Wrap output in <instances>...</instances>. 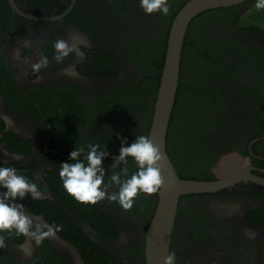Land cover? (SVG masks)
<instances>
[{"label": "flooded vegetation", "instance_id": "obj_1", "mask_svg": "<svg viewBox=\"0 0 264 264\" xmlns=\"http://www.w3.org/2000/svg\"><path fill=\"white\" fill-rule=\"evenodd\" d=\"M184 1L169 0L170 12L163 16L146 15L139 0H0V116L14 122L6 128L0 120V166L15 167L37 183L41 199L17 201L29 214L62 226L55 239L33 243L29 257L19 249L25 237L2 234L0 264H146V233L158 193L138 194L127 212L107 199L79 204L64 191L59 164L75 147L99 144L108 153L102 161L106 181L114 171L124 178L123 164L111 166L122 141L148 137L160 80L151 48L154 60L164 57L156 50L166 48L172 6ZM254 4L249 0L205 14L216 18L221 53L199 55L224 68L217 92L229 100L220 105L230 112L231 121L222 118L228 130L218 137L206 134L201 142L189 140L181 152V139L169 125L166 152L180 178L218 181L231 171L238 176L215 192L180 197L169 243L176 264H264V186L258 182L264 180V31L247 29L241 21ZM140 22L154 29L147 33ZM71 34L89 43L83 59L55 63L54 42ZM193 41L182 57L175 111L184 91L194 102L213 98L187 83L186 65L198 56ZM16 51L19 60L13 58ZM42 55L49 66L33 73L31 65ZM69 65L79 78L62 74ZM216 112L221 118V109ZM12 154L22 159L15 161ZM127 167L129 176L137 171L131 158Z\"/></svg>", "mask_w": 264, "mask_h": 264}, {"label": "clouds", "instance_id": "obj_2", "mask_svg": "<svg viewBox=\"0 0 264 264\" xmlns=\"http://www.w3.org/2000/svg\"><path fill=\"white\" fill-rule=\"evenodd\" d=\"M139 4L146 15L159 13L167 16L170 12L169 0H139ZM254 6L258 11L264 10V0H256ZM28 43L25 41L24 47ZM87 47L88 41L78 34H71L67 40L57 39L53 44V60L57 64H63L70 56L83 59L82 49ZM13 58L20 59L19 51L13 53ZM49 63V58L42 55L38 62L31 65V70L39 73ZM62 74L79 78V73L72 65L65 67ZM0 120H3L6 128L14 126L13 120L6 115L0 116ZM107 155L104 147L99 144L75 147L69 153L68 160L59 164L58 174L66 194L83 205H95L107 199L118 203L127 212L133 208L138 194L152 196L159 192L164 182L159 166L162 157L160 149L147 136H137L131 144L122 141L119 155L111 167L115 169L123 164V179L120 171H114L106 181L102 161ZM11 157L15 161L22 159L19 154H12ZM129 158L137 166V171L130 176L127 167ZM112 187L118 190L110 192ZM25 197L32 200L42 198L37 183L30 182L25 175L19 174L15 167L7 164L0 166V249L6 247L2 234L14 232L17 236L26 238L19 249L25 257H29L33 252V243L39 246L45 239H55L57 233L62 231V226L46 223L43 217L29 214L25 206L17 202L23 201ZM164 264H176V254L169 253Z\"/></svg>", "mask_w": 264, "mask_h": 264}, {"label": "water", "instance_id": "obj_3", "mask_svg": "<svg viewBox=\"0 0 264 264\" xmlns=\"http://www.w3.org/2000/svg\"><path fill=\"white\" fill-rule=\"evenodd\" d=\"M248 1L188 0L171 21L148 133V138L160 149L162 159L159 166L164 182L158 192L157 206L146 233V264H164V259L169 254L170 237L180 197L215 192L229 186L238 178L233 171L231 176L218 181L203 182L180 178L166 152V137L176 103L184 42L190 25L210 11L229 8ZM258 182L264 186V180H258Z\"/></svg>", "mask_w": 264, "mask_h": 264}, {"label": "rangeland", "instance_id": "obj_4", "mask_svg": "<svg viewBox=\"0 0 264 264\" xmlns=\"http://www.w3.org/2000/svg\"><path fill=\"white\" fill-rule=\"evenodd\" d=\"M256 13L262 15L261 24L264 25V10H256ZM139 25L147 33H150L154 29V27L144 22H140ZM217 29L218 23L214 14L205 15L193 24L191 37L196 43L195 48L200 50L199 54L206 53L210 55L212 52L214 54L221 53L219 50H216L220 46L216 38ZM140 36L144 38L142 35ZM147 39L153 40L150 35L147 36ZM199 54L196 56V62L190 60L186 65L185 73L187 83L190 87L197 88L198 94L207 93L213 97L215 107L217 110L221 109L223 115L221 118L218 117L212 99L210 101L207 99L203 102L201 100H195L194 102L193 99L190 100V91H184L180 96V105L173 126L174 135L176 138L179 136L181 139V143L178 146L181 152L185 150L189 140L197 143L201 142L206 134H212L218 137L227 131L228 129L224 130L225 124L222 118L226 117L227 121H231L230 112L227 110V107H220L222 103L226 104L229 100L219 97V94H221L220 89L217 92L221 84V74L224 68L210 62L208 58H202ZM215 93L217 94L216 96ZM192 101L197 115L196 113L193 115L190 113L188 105Z\"/></svg>", "mask_w": 264, "mask_h": 264}, {"label": "trees", "instance_id": "obj_5", "mask_svg": "<svg viewBox=\"0 0 264 264\" xmlns=\"http://www.w3.org/2000/svg\"><path fill=\"white\" fill-rule=\"evenodd\" d=\"M185 2L186 1H184V2H182L181 4H179L177 7H175L174 8V6H172V14H171V20L173 19V17H174V15L176 14V12L185 4ZM255 2H256V0H255ZM172 5V4H171ZM255 5V4H254ZM254 5H252V7L250 8V9H248L247 11H246V14L242 17V23L244 22V23H246L247 22V29L248 28H250V29H253V30H255V31H258L259 30V28L260 29H262L263 28V31H264V25L263 24H261V21H262V15H260V14H258V13H256V8H255V6ZM212 12V11H211ZM202 16V15H201ZM204 16V15H203ZM196 22L198 21V20H195ZM192 26L193 25H190V27H189V29H188V31H187V36H186V39H185V42H184V49H183V55L185 56V53H186V49H187V47H188V40H192V39H190V38H192L191 37V31H192ZM257 28H258V30H257ZM166 38H167V35H166ZM193 44H196L194 41H193ZM194 45H192L191 46V48L193 47ZM165 47H166V44H165ZM153 48H154V45L152 46V56H151V60L154 62V65H153V67L155 66L156 67V69L158 70V76H157V78H155V80L157 81V83H158V79H159V76H160V73H161V69H162V67H163V60H164V57H162V56H155V60H154V53H153ZM165 49V48H164ZM164 49H159V52H158V50H156V53L157 54H159V55H164L165 54V50ZM190 49V48H189ZM193 50V52L194 51H196V52H194L193 53V55H196V54H199V51L200 50H198V49H192ZM150 59H149V61H150ZM183 58H182V65H181V69H180V80H179V90H180V84H181V80H182V66H183ZM149 61H142L145 65H146V63H148ZM178 98H179V94H177V96H176V101L178 100ZM177 103V102H176ZM212 103H213V105L215 106V104H214V102H213V98H212ZM189 106V109H190V113L193 115V114H195V109H194V105L193 104H189L188 105ZM217 110V109H216ZM216 112V111H215ZM176 114H177V111H175V109H174V111H173V115H172V118H171V125H173L174 124V121H175V117H176Z\"/></svg>", "mask_w": 264, "mask_h": 264}, {"label": "bare ground", "instance_id": "obj_6", "mask_svg": "<svg viewBox=\"0 0 264 264\" xmlns=\"http://www.w3.org/2000/svg\"><path fill=\"white\" fill-rule=\"evenodd\" d=\"M169 157V156H168Z\"/></svg>", "mask_w": 264, "mask_h": 264}]
</instances>
